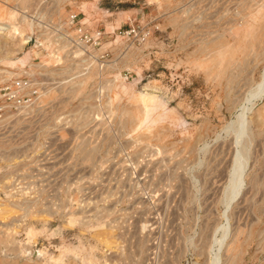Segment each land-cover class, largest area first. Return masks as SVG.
<instances>
[{"label": "rangeland", "instance_id": "rangeland-1", "mask_svg": "<svg viewBox=\"0 0 264 264\" xmlns=\"http://www.w3.org/2000/svg\"><path fill=\"white\" fill-rule=\"evenodd\" d=\"M0 26V87L33 83L0 117V264H264V0H0Z\"/></svg>", "mask_w": 264, "mask_h": 264}, {"label": "built area", "instance_id": "built-area-1", "mask_svg": "<svg viewBox=\"0 0 264 264\" xmlns=\"http://www.w3.org/2000/svg\"><path fill=\"white\" fill-rule=\"evenodd\" d=\"M77 14L71 13L68 16L69 23H74L76 21ZM154 28L159 29L158 24H154ZM149 31L143 28L140 31H136L135 28H131L126 32V35H131L132 38L137 41H143L148 36ZM88 41L91 38V43L93 46L99 44L100 33L96 32L95 37L84 36ZM32 81L26 77H15L11 81L0 87V117L7 113L8 110L19 108L24 98L32 91Z\"/></svg>", "mask_w": 264, "mask_h": 264}, {"label": "bare ground", "instance_id": "bare-ground-1", "mask_svg": "<svg viewBox=\"0 0 264 264\" xmlns=\"http://www.w3.org/2000/svg\"><path fill=\"white\" fill-rule=\"evenodd\" d=\"M0 28L1 29H3L2 28V26H0ZM26 40H27V37H25V38H23V40H22V43H24V42H26ZM264 71V70H263ZM2 72H5L6 74H10V72L9 71H1L0 70V74L2 73ZM260 81L257 83V85L255 86L254 85V87H255V89H253L254 91H250L251 92V94H250V98L248 99L247 98V100H246V98H245V100H246V102L245 103H247L248 101H250L252 98H254V97H262V95L264 94V72H263V74H262V76H261V79H259ZM106 83H108V82H106ZM107 85V84H106ZM49 94V93H48ZM248 94V95H249ZM247 95V96H248ZM261 99V98H260ZM253 100V99H252ZM257 100V99H256ZM254 101V100H253ZM251 103H253L252 101H250ZM244 103V104H245ZM251 103H250V105H251ZM248 104V103H247ZM254 105V104H253ZM253 105H251L250 107H252ZM246 107H249L248 105L247 106H245V107H241V109H240V111H239V116H238V114H237V116L236 117H238V118H236V119H238V120H236L235 119V121H237V138H239L241 135H242V137H243V134H245V131H246V120L248 119H245V116H246V114H245V108ZM246 110H247V108H246ZM248 111H249V109H248ZM240 112H242V113H240ZM256 114H257V118H259L260 117V114H261V111L260 110H258L257 112H256ZM236 123V122H235ZM249 126V125H248ZM239 141V140H238ZM237 141V142H238ZM86 145V144H85ZM242 147V146H241ZM243 148V147H242ZM238 151V150H237ZM83 156L85 157V158H91V156H92V152L91 151H86V152H83ZM245 163H247V162H245V159H244V157L242 156V155H240V154H237L236 155V157L234 158V165H233V169H232V174H231V179H230V187H231V190H232V194H231V197L230 198H234V196H236L237 194H238V192H239V190H240V188L242 187V183L244 182V180H243V172L245 171V169H244V167H246L245 166ZM247 165V164H246ZM244 170V171H243ZM229 184V183H228ZM230 195V194H229ZM234 201V200H233ZM229 202H230V200H229ZM228 205V204H227ZM225 214V213H224ZM223 228V227H222ZM224 229V228H223ZM224 233H225V235L223 234V235H221V237L223 236H226V231H224ZM223 237H222V239H217V241L219 242H217V241H215V242H217L218 244H222V242H223ZM220 238V237H219ZM225 238V237H224ZM220 246H222V245H220ZM216 248V247H215ZM222 248V247H221ZM218 251V250H217ZM217 253V252H216ZM216 253H214L215 254V256H216ZM218 253H219V251H218ZM217 253V254H218ZM218 257H220L219 255H218ZM218 257H217V259H218ZM215 258V257H214ZM216 259V258H215ZM214 259V261H215V263H216V261H219V259L217 260H215ZM218 264H219V262H218Z\"/></svg>", "mask_w": 264, "mask_h": 264}]
</instances>
